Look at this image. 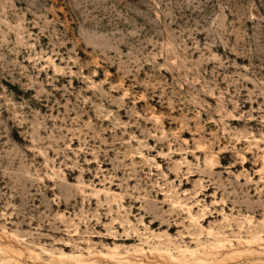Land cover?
I'll return each mask as SVG.
<instances>
[{
    "label": "rangeland",
    "instance_id": "obj_1",
    "mask_svg": "<svg viewBox=\"0 0 264 264\" xmlns=\"http://www.w3.org/2000/svg\"><path fill=\"white\" fill-rule=\"evenodd\" d=\"M0 264H264V0H0Z\"/></svg>",
    "mask_w": 264,
    "mask_h": 264
}]
</instances>
